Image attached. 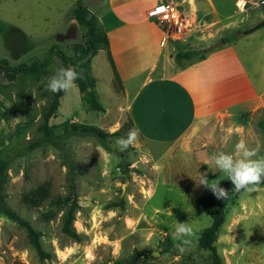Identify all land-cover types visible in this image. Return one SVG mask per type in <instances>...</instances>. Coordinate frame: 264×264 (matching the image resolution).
Returning <instances> with one entry per match:
<instances>
[{
	"label": "rangeland",
	"instance_id": "rangeland-1",
	"mask_svg": "<svg viewBox=\"0 0 264 264\" xmlns=\"http://www.w3.org/2000/svg\"><path fill=\"white\" fill-rule=\"evenodd\" d=\"M76 1L0 0V59L11 66L28 64L42 59L53 46L72 56L71 46L83 43L85 34L71 15ZM213 1L220 9L226 8L227 14L235 10L233 0ZM246 1L245 13L235 11L230 20L218 25L219 30L214 27L211 32L224 42L235 43L255 84L263 88L264 71L252 57L258 41L264 43L263 26L242 34L264 23V3L254 6L253 1L261 0ZM96 2L82 0L87 8ZM235 20L242 22L226 25ZM182 30L189 33V28ZM192 34L194 31L180 51L201 50L199 60L207 50L191 39ZM92 64L104 112L87 110L79 90L73 88L64 93L49 122L60 139H43L32 150L29 145L42 138L37 127L50 95L45 86L55 75L53 69L62 67L61 61L54 57L48 75L39 79L20 77L7 83L0 74V97L14 102L0 98V157L8 162L0 197L41 233L42 247L52 256L40 260L24 230L0 214V264H129L133 258V264H211L208 253L197 245L200 233L211 225V217L197 205L209 191L199 184L201 174L206 173L209 181L225 179L208 157L221 151L232 154L242 139L249 148L258 149V156H264V104L252 110V104L237 107L230 115L205 119L187 134L188 146L149 145L139 139L121 152L116 140L131 129L123 112L126 99L119 82L114 78L111 82L106 53L98 52L91 59V68ZM123 124L120 135L108 137L106 145L69 132L70 126H94L110 134ZM43 184L48 185L52 198L64 197L74 187L80 208L73 227L80 242L62 232V211L50 208L47 202L37 208L22 203L24 194ZM48 211L53 217L46 221L43 215ZM178 222H188L193 229L184 253L178 252L172 238ZM215 246L224 264H264V187L245 190L231 199Z\"/></svg>",
	"mask_w": 264,
	"mask_h": 264
},
{
	"label": "crops",
	"instance_id": "crops-1",
	"mask_svg": "<svg viewBox=\"0 0 264 264\" xmlns=\"http://www.w3.org/2000/svg\"><path fill=\"white\" fill-rule=\"evenodd\" d=\"M96 1L88 9L106 32L109 53L126 99L123 112L134 128L139 129L141 141L149 145L188 146L187 134L205 119L230 115L237 107L252 104L248 107L252 110L264 104V87L255 84L235 43L209 48L223 38H216L212 29L219 30L221 22L230 20L235 11L238 13L236 4L240 0L232 1L235 10L228 14L226 8L220 9L213 0ZM164 2L172 4L176 14L190 24L188 34L163 30L145 16L146 9ZM103 8L105 14L97 13ZM239 22L242 20L226 25L234 27ZM193 31L191 39L207 50L206 56L175 62V55L181 52ZM252 57L256 59L255 65L264 71L263 41H258ZM92 69L93 64L91 72ZM110 70L112 82L111 67ZM0 98L14 104L4 96Z\"/></svg>",
	"mask_w": 264,
	"mask_h": 264
},
{
	"label": "trees",
	"instance_id": "trees-1",
	"mask_svg": "<svg viewBox=\"0 0 264 264\" xmlns=\"http://www.w3.org/2000/svg\"><path fill=\"white\" fill-rule=\"evenodd\" d=\"M71 15L76 23L85 29L83 43L74 44L71 46L73 53L72 56L65 55L61 50L53 46L42 59H36L28 64L21 63L17 66H11L6 59H0V74L4 76L7 83H14L20 77L33 75L39 76L40 78L45 77L49 73L48 69L52 59L57 57L60 59L62 67L80 69L82 78L76 81V87L81 94V98L84 105L86 106V109L93 112H104V108L101 105L95 90V78L91 74V59L96 56L100 50H105L107 60L113 72V78L120 84V79L113 66L112 58L109 53V42L106 32L95 15H93L90 10L82 4V0L76 1ZM240 33L241 32L237 31V34ZM222 41L224 42L223 38ZM200 53L201 50H188L177 53L174 58L175 61L180 62L182 60H190L195 58ZM63 95L64 92H50L46 104L42 107L39 117L40 124L37 127V131L42 135V138L30 144L28 147L29 150L38 147L43 139L47 142L58 141L60 139L59 136L53 134L49 122L55 117L60 107V101ZM128 121L130 128H134L131 121ZM124 126L125 124H123L120 129L110 134L94 126H70L69 132H75L82 136L93 137L97 139L102 145H106V139L108 137L119 136L120 130ZM7 165L8 162L6 157H0V191L4 184V176ZM218 183H220V186L228 191L226 199H217L209 190L206 195L197 200V205L211 217V225L200 233L197 241L199 250L208 253L211 264H224L216 250L215 242L217 240L221 226L224 223L225 212L227 206L231 202V199L245 191H235L231 182L227 180V177ZM255 187H264V183H261ZM45 202L48 203L50 208L62 211V232L73 241L80 242L81 236L75 231L73 227L75 214L80 208L77 204L74 187L71 186L70 191L66 196L52 198L49 194L48 185L43 184L22 196V203L30 208L40 207ZM0 214L24 230L28 244L31 246L40 260H47L52 257L51 254L47 253L42 247L40 241L41 233L35 230L28 221L21 218L16 212L9 208L2 201L1 197ZM43 217L46 221H48L53 217V212L48 211L43 215ZM164 253L165 251H161L160 255H164ZM134 261L135 259L133 258L129 264H133ZM116 264L124 263L117 262Z\"/></svg>",
	"mask_w": 264,
	"mask_h": 264
},
{
	"label": "clouds",
	"instance_id": "clouds-1",
	"mask_svg": "<svg viewBox=\"0 0 264 264\" xmlns=\"http://www.w3.org/2000/svg\"><path fill=\"white\" fill-rule=\"evenodd\" d=\"M55 75L48 79L45 91L52 93H67L75 88L76 81L82 78V73H78L74 68L60 67L53 69ZM139 140V129L132 128L125 136L118 137L116 146L119 151L124 152L129 147L135 146ZM208 162L214 168L224 173L227 180L231 182L235 191H253L255 186L264 183V156H258V149L249 148L242 139L235 145L232 154L217 152L208 157ZM200 185L209 189L217 199H226L228 191L220 186L215 180L209 181L207 174H201ZM193 235V229L188 222H178L172 232V238L177 243L174 247L180 253L185 252V245L190 243L188 237ZM179 259V256L176 257Z\"/></svg>",
	"mask_w": 264,
	"mask_h": 264
},
{
	"label": "built area",
	"instance_id": "built-area-1",
	"mask_svg": "<svg viewBox=\"0 0 264 264\" xmlns=\"http://www.w3.org/2000/svg\"><path fill=\"white\" fill-rule=\"evenodd\" d=\"M248 3L246 0L238 1L236 4L237 12L239 14L244 13ZM252 3L254 6H259V4H263L264 2L261 0L256 3L253 1ZM145 16L155 22L161 29L172 30L173 34H183L182 29L190 26L182 16L176 14L173 5L167 2L156 4L146 9Z\"/></svg>",
	"mask_w": 264,
	"mask_h": 264
},
{
	"label": "water",
	"instance_id": "water-1",
	"mask_svg": "<svg viewBox=\"0 0 264 264\" xmlns=\"http://www.w3.org/2000/svg\"><path fill=\"white\" fill-rule=\"evenodd\" d=\"M263 25H264V23H261V24L257 25L256 27H254V28L248 30L246 33L252 32V31L255 30L256 28H259V27H261V26H263ZM222 44H223V41L220 40V41L214 43L213 45H211L209 48H212V49H213V48H217L218 46H220V45H222ZM156 253H157V255H159L158 252H156ZM150 255L153 256L154 253H152V254H150Z\"/></svg>",
	"mask_w": 264,
	"mask_h": 264
}]
</instances>
